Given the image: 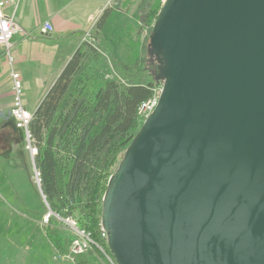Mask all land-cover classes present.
I'll list each match as a JSON object with an SVG mask.
<instances>
[{"label":"water","instance_id":"95a60500","mask_svg":"<svg viewBox=\"0 0 264 264\" xmlns=\"http://www.w3.org/2000/svg\"><path fill=\"white\" fill-rule=\"evenodd\" d=\"M148 53L163 87L103 197L112 256L264 264V0H165Z\"/></svg>","mask_w":264,"mask_h":264},{"label":"trees","instance_id":"16d2710c","mask_svg":"<svg viewBox=\"0 0 264 264\" xmlns=\"http://www.w3.org/2000/svg\"><path fill=\"white\" fill-rule=\"evenodd\" d=\"M161 7H141L140 20L150 36ZM148 49L147 41L142 59L133 69L128 65L122 68L110 51L119 78L104 80L99 76L107 44L104 40L96 46L83 43L34 112L29 133L38 152L35 161L41 189L54 212L43 230L57 255L71 254L74 236L58 219L68 217L78 219L94 241L110 253L100 231L103 197L109 178L140 130V106L162 83L157 77L159 63L155 57L151 62ZM92 254L99 264H109L98 249ZM90 256L73 258L75 264H98Z\"/></svg>","mask_w":264,"mask_h":264},{"label":"rangeland","instance_id":"374dc122","mask_svg":"<svg viewBox=\"0 0 264 264\" xmlns=\"http://www.w3.org/2000/svg\"><path fill=\"white\" fill-rule=\"evenodd\" d=\"M164 1L113 0L104 7L95 25L89 29L92 32L90 44L96 46L104 40L108 48V52H103L105 63L100 68L104 70H101L99 78H119L109 57L111 52L122 68L128 65L133 69L136 62L142 59L144 46L147 41L150 45L151 36L149 29L141 23V7L151 4L163 6ZM107 11L111 14L108 21L105 19ZM121 82L125 81L121 79ZM162 87L163 81L158 88L159 93ZM9 98L7 96L8 100L0 106V264H75L74 258L69 255H57L45 238L43 226L49 215L54 216V212L38 187L40 173L35 161L38 152L32 150L37 149L32 145L30 135L17 128L14 119L10 118L8 110L13 100ZM30 103L33 101L30 100ZM31 114L34 116V113ZM143 123L144 120H141V127ZM98 251L107 261L110 257L114 259L111 252L103 247ZM87 254L100 263L92 251Z\"/></svg>","mask_w":264,"mask_h":264},{"label":"crops","instance_id":"0c3cea01","mask_svg":"<svg viewBox=\"0 0 264 264\" xmlns=\"http://www.w3.org/2000/svg\"><path fill=\"white\" fill-rule=\"evenodd\" d=\"M112 1L21 0L14 18L20 30L10 42L13 65L9 63L6 50L0 49V106L8 100L7 96L13 100L11 74L16 70L23 81L24 106L34 113L83 44L91 18L99 15ZM4 11L10 14L12 8ZM106 15L108 21L110 11ZM47 22L54 30L43 34L41 28ZM11 107L12 103L9 115Z\"/></svg>","mask_w":264,"mask_h":264},{"label":"built area","instance_id":"2783aa9c","mask_svg":"<svg viewBox=\"0 0 264 264\" xmlns=\"http://www.w3.org/2000/svg\"><path fill=\"white\" fill-rule=\"evenodd\" d=\"M21 0H0V49L6 50V55L8 57L10 65H13L14 58L10 51V42L20 30V27L14 21L15 14L19 8ZM11 7L12 11L10 14L5 13V9ZM101 16L97 15L91 18L89 25L87 26V32L84 38V43H90L89 39L91 38V34L89 29L95 25L97 19ZM54 30L53 26L50 23H45L41 28V32L43 34H49ZM12 86H13V102L10 110V115L12 119H14L17 128L23 130L29 136V125L33 119V115L30 111L25 109L24 100H23V81L20 73L16 70H12ZM160 88V87H158ZM158 88L154 89V95L144 102L138 111V116L140 120H146L147 117L155 110L159 103L160 93L158 92ZM162 89V88H161ZM161 92V90H160ZM31 137V135L29 136ZM33 152L37 150L32 149ZM58 217V216H57ZM50 218V215L47 218V222ZM61 219V218H59ZM67 226L68 230L74 236L72 244L70 246V255L73 259L74 255L79 254H87L95 249L102 250V246L100 247L97 242L94 241L92 234L81 227L78 219L74 217H68L65 219H61ZM102 238L107 239L106 232L101 228ZM108 256V255H107ZM110 257V256H109ZM111 259V260H110ZM112 261V262H111ZM110 264H117V262L109 258L108 261Z\"/></svg>","mask_w":264,"mask_h":264},{"label":"flooded vegetation","instance_id":"af4514ba","mask_svg":"<svg viewBox=\"0 0 264 264\" xmlns=\"http://www.w3.org/2000/svg\"><path fill=\"white\" fill-rule=\"evenodd\" d=\"M157 61V60H156ZM151 62L153 63V59L151 60ZM158 62V61H157ZM153 68H154V66H153Z\"/></svg>","mask_w":264,"mask_h":264}]
</instances>
